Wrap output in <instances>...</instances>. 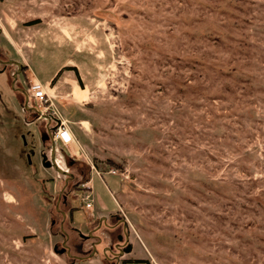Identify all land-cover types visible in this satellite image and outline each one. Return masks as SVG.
<instances>
[{
  "label": "rangeland",
  "instance_id": "rangeland-1",
  "mask_svg": "<svg viewBox=\"0 0 264 264\" xmlns=\"http://www.w3.org/2000/svg\"><path fill=\"white\" fill-rule=\"evenodd\" d=\"M112 214L125 264H264V0H0V264H114Z\"/></svg>",
  "mask_w": 264,
  "mask_h": 264
},
{
  "label": "built area",
  "instance_id": "built-area-1",
  "mask_svg": "<svg viewBox=\"0 0 264 264\" xmlns=\"http://www.w3.org/2000/svg\"><path fill=\"white\" fill-rule=\"evenodd\" d=\"M49 90H52V88L48 84L43 85L37 80H32L26 89V95L28 99L30 98L31 100L32 109L36 114V118L39 120L48 121L46 128L51 120L55 122V125L47 128L50 140L54 143H59L63 148L67 149L68 155L73 156V153L75 154L79 152L78 141L72 134L66 121L60 116L59 110L53 101V95L49 92ZM73 146L76 147V150H73ZM71 151L73 153H71ZM56 163L58 165L57 160ZM91 168L94 169V166L91 165ZM94 171L97 176L102 177L99 172L96 170ZM108 173L114 174L115 171H108ZM82 186L85 190L80 195L81 197L79 198V196H77L76 199L80 201L81 208L88 212L89 210H92L94 204L91 194L92 191L89 189L90 187H87L86 184Z\"/></svg>",
  "mask_w": 264,
  "mask_h": 264
},
{
  "label": "flooded vegetation",
  "instance_id": "flooded-vegetation-1",
  "mask_svg": "<svg viewBox=\"0 0 264 264\" xmlns=\"http://www.w3.org/2000/svg\"><path fill=\"white\" fill-rule=\"evenodd\" d=\"M11 64L15 65L14 63H11ZM19 71H21V67H20ZM49 127H51V126H49ZM118 216L119 215H117V214H112V215L108 216L107 219H106V217H103V216L98 217V224L94 229L100 227L102 224L106 225L107 227L119 229V233H117L115 236V241L113 243H111L109 246L105 247L106 248L105 252H109V253L114 254L112 256L114 259L113 260L114 264H116V263L117 264L118 263L123 264L124 260L121 259L122 255L131 251V245L129 243V236L127 233L126 225H125L124 221ZM85 236H87V235H85ZM91 236L94 237V238H92L93 242H91L92 247H93V253H94L96 243H98L100 240H99V238H95L96 237L95 235H91ZM79 237H81V236H79ZM81 238L86 239L83 237H81ZM127 248H129V251L125 252V249H127ZM122 251H123V253L120 254V252H122ZM106 259H108V257H106Z\"/></svg>",
  "mask_w": 264,
  "mask_h": 264
},
{
  "label": "water",
  "instance_id": "water-1",
  "mask_svg": "<svg viewBox=\"0 0 264 264\" xmlns=\"http://www.w3.org/2000/svg\"><path fill=\"white\" fill-rule=\"evenodd\" d=\"M9 62L14 63L18 67V72H19L21 64L16 62V61H9ZM16 77H17V74H13V79H15ZM24 94H25L26 100H27L28 97H27L26 93H24ZM45 139L50 140L49 135L46 138H43V141ZM51 144H52V155H51L50 161L48 162L46 160V157L45 156L43 157V163H44L45 167H48V168L53 167L58 173H61L63 175H69V173L67 171L60 169L59 166L57 165L56 160H55V143L51 141ZM63 218H65V214H63ZM80 236L83 238H87V237H91V234L85 236V235L80 233ZM54 251L59 253V254L66 252L67 255H70L69 252L67 251L66 243H62V247L60 250H57L56 247H54ZM128 251H129V248L125 249V252H128ZM122 253H123V251L120 252V254H122Z\"/></svg>",
  "mask_w": 264,
  "mask_h": 264
},
{
  "label": "crops",
  "instance_id": "crops-1",
  "mask_svg": "<svg viewBox=\"0 0 264 264\" xmlns=\"http://www.w3.org/2000/svg\"><path fill=\"white\" fill-rule=\"evenodd\" d=\"M28 65V67H29V64H27ZM29 72H30V68H29ZM30 74H31V76H32V78H33V80H37V81H39L37 78H36V76H34L31 72H30ZM56 77V76H55ZM55 77L51 80L50 79V81H48L46 84H49L50 82H52L54 79H55ZM81 83H82V88H79V90L78 91H81V92H90L89 91V89L91 88V86L89 85V83H86L83 79H80L79 80ZM40 82V81H39ZM41 83V82H40ZM57 86H61L60 84H56V85H54V88L56 89L57 88ZM74 92H77V90H74ZM45 121V120H44ZM48 123V121H46V124ZM84 124H86V123H84ZM46 127V126H45ZM60 160V159H59ZM116 206H117V203H116Z\"/></svg>",
  "mask_w": 264,
  "mask_h": 264
},
{
  "label": "trees",
  "instance_id": "trees-1",
  "mask_svg": "<svg viewBox=\"0 0 264 264\" xmlns=\"http://www.w3.org/2000/svg\"><path fill=\"white\" fill-rule=\"evenodd\" d=\"M59 73H60V72H59ZM59 73H57V75H58ZM57 75H56V76H57ZM73 164H74L73 161H69V162H68L69 167H71ZM66 200H67V195L64 194V195H63V201L66 202ZM86 239H88V237H87ZM105 258H106V257H105ZM128 262H130V263H140V262H142V261H140V260H133V261H126V260H124V261H123L124 264H125V263H128Z\"/></svg>",
  "mask_w": 264,
  "mask_h": 264
}]
</instances>
